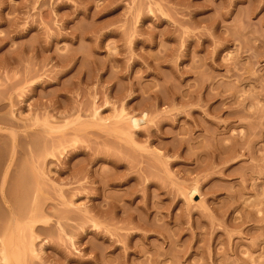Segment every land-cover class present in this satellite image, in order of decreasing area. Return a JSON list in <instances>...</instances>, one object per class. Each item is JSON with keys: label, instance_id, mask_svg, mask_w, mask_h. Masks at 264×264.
<instances>
[{"label": "rangeland", "instance_id": "1", "mask_svg": "<svg viewBox=\"0 0 264 264\" xmlns=\"http://www.w3.org/2000/svg\"><path fill=\"white\" fill-rule=\"evenodd\" d=\"M0 264H264V0H0Z\"/></svg>", "mask_w": 264, "mask_h": 264}, {"label": "bare ground", "instance_id": "2", "mask_svg": "<svg viewBox=\"0 0 264 264\" xmlns=\"http://www.w3.org/2000/svg\"><path fill=\"white\" fill-rule=\"evenodd\" d=\"M144 114H145V113H144ZM145 115H146V114H145ZM135 116H136V115H135ZM130 117H132V115H131ZM130 117H129V118H130ZM131 120H132V123H133V124H132V127H134V125L139 124L137 118L132 117ZM135 127H136V126H135ZM15 182H16V181H15ZM17 183H18V182H17ZM14 184L16 185V183H14ZM18 185H19V183L16 185L15 191H12V194H11V198H12V201L14 202V204H15V203H18V202L20 201V199H21V196H23V195L25 194V193H23L24 191H23L22 193H20L21 191H18V189H17ZM196 185H197V184H196ZM196 185H194V188H196ZM14 187H15V186H14ZM14 187H12V188L14 189ZM191 187H192V186H191ZM12 188H11V189H12ZM194 188L191 190L192 192H194V190H195ZM197 190H199V189H197ZM17 191H18L19 193H17ZM195 191H196V190H195ZM199 191H200V190H199ZM199 191H196V192L199 193ZM189 192H190V191H189ZM192 192H190V193H192ZM190 193H189L190 196L188 195L189 198H190L191 195H192V194H190ZM187 194H188V193H187ZM193 196H194V195H193ZM190 199H191V198H190ZM20 202H21V201H20ZM5 245H6V247H7V243H6ZM7 248L10 249V247H7ZM7 248H6V249H7ZM9 249H8V253H7V254L5 253V256H4V258L6 259V263H8L9 260H10V258H9L10 254H13V255H12L13 257L16 256L15 259H19V258H20V257H19V253L16 255V254H14V253L12 252V250L9 251Z\"/></svg>", "mask_w": 264, "mask_h": 264}]
</instances>
